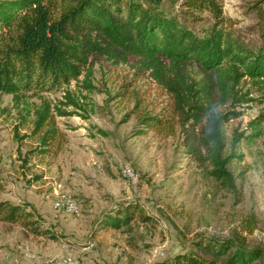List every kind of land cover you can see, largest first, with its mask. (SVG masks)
Segmentation results:
<instances>
[{"label":"rangeland","instance_id":"rangeland-1","mask_svg":"<svg viewBox=\"0 0 264 264\" xmlns=\"http://www.w3.org/2000/svg\"><path fill=\"white\" fill-rule=\"evenodd\" d=\"M251 1L223 0L224 12L236 21V35L248 45L256 43ZM205 23L208 19L195 30ZM89 63L96 91L90 95L88 119L56 117L61 137L54 149L59 150L26 165L22 158L34 144L15 141L13 100L0 95V202L29 203L57 236L55 241L34 237L19 225L0 222V264H60L65 256L80 264H171L180 253L201 255L193 246L200 237L236 238L264 249V136L238 144L242 160L230 166L234 190H227L209 175L202 157L188 153L190 124L172 137L135 134L141 128L136 102L153 113L168 111L171 103L140 57L94 54ZM192 73L201 83L210 78L197 66ZM70 89H76L74 83ZM248 89L244 82L240 90ZM48 98L60 100L61 94ZM263 107L252 104L246 126ZM234 129L240 131L239 125L224 126L227 140ZM124 167L132 179L122 174ZM56 184L75 198L78 213L54 207ZM128 201H137L151 221L136 216L120 230L102 227L101 220Z\"/></svg>","mask_w":264,"mask_h":264},{"label":"trees","instance_id":"trees-1","mask_svg":"<svg viewBox=\"0 0 264 264\" xmlns=\"http://www.w3.org/2000/svg\"><path fill=\"white\" fill-rule=\"evenodd\" d=\"M248 9L256 17L252 45L236 35V21L224 12L223 0H0V95L13 100L15 141L34 144L23 165L59 150L54 149L61 137L56 117L88 119L90 95L96 91L89 56L124 53L140 57L171 98L166 112L139 109L136 102L141 128L135 134L172 137L190 124L188 153L202 157L209 175L234 190L229 168L242 160L238 144L264 136V107L247 124V135L234 129L227 140L224 130L242 104L264 106V0H252ZM194 66L209 75L207 83L195 78ZM244 82L249 89L242 92ZM57 94L60 100L48 98ZM21 130L26 132L19 136ZM136 216L152 219L137 201H128L101 224L120 230ZM0 222L19 225L34 237L57 239L29 203L0 202ZM193 246L201 255L180 253L171 264H264L263 248L236 238L200 237Z\"/></svg>","mask_w":264,"mask_h":264},{"label":"built area","instance_id":"built-area-1","mask_svg":"<svg viewBox=\"0 0 264 264\" xmlns=\"http://www.w3.org/2000/svg\"><path fill=\"white\" fill-rule=\"evenodd\" d=\"M251 107L252 104H242L238 108L240 115L234 119H231L229 123H227L226 125L236 123L239 125L240 131H244V130L246 131L247 130L246 118L251 115V111H250ZM122 174L129 179H132L133 177V173L127 167L122 168ZM54 194H55L54 207L56 209H62L69 213H78L79 204L77 203L75 198L70 196L68 193L61 191L60 184H56L54 188ZM60 264H80V262L77 259L73 258L72 256H65L61 260Z\"/></svg>","mask_w":264,"mask_h":264}]
</instances>
